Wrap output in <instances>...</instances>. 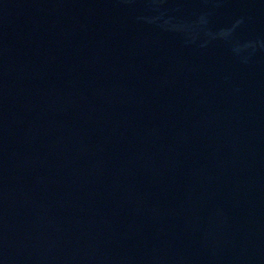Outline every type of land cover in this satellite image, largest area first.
<instances>
[{"label":"water","instance_id":"1","mask_svg":"<svg viewBox=\"0 0 264 264\" xmlns=\"http://www.w3.org/2000/svg\"><path fill=\"white\" fill-rule=\"evenodd\" d=\"M0 264H264V0H0Z\"/></svg>","mask_w":264,"mask_h":264}]
</instances>
